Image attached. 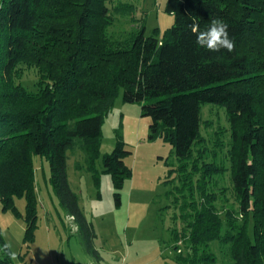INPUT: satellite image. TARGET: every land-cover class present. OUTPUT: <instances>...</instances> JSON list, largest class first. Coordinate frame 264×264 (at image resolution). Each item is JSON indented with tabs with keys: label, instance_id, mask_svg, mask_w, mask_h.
<instances>
[{
	"label": "trees",
	"instance_id": "trees-1",
	"mask_svg": "<svg viewBox=\"0 0 264 264\" xmlns=\"http://www.w3.org/2000/svg\"><path fill=\"white\" fill-rule=\"evenodd\" d=\"M111 0H0V200L3 210L24 217V243H33L39 221L34 157H45L50 183L97 261L96 233L72 190L68 152L81 149L95 185L102 127L119 92L125 103L142 102L151 118L150 139L170 143L180 164V205L186 221V264H213L211 242L230 243L235 264H264V0H166L173 25L146 35L143 26L129 40L114 41ZM228 24L235 49L210 52L198 47L193 21L205 30L211 19ZM35 68L37 91L20 79ZM226 109L231 136V177L239 203L238 224L230 209L227 230L207 182L218 170L194 155L202 143L201 107ZM131 154L121 138L104 154L116 206L130 178ZM199 174L200 177L194 180ZM199 193L200 199H197ZM25 198L24 216L15 200ZM175 241L180 234L174 232ZM0 243L5 244L0 226ZM178 248L177 246L175 247ZM7 257V256H6ZM0 264H11L8 257Z\"/></svg>",
	"mask_w": 264,
	"mask_h": 264
},
{
	"label": "rangeland",
	"instance_id": "rangeland-1",
	"mask_svg": "<svg viewBox=\"0 0 264 264\" xmlns=\"http://www.w3.org/2000/svg\"><path fill=\"white\" fill-rule=\"evenodd\" d=\"M107 4L111 19L107 34L116 42L129 40L143 26L146 35H151L154 30L162 32L174 23V16L165 11L166 0H111ZM0 44H3L1 36ZM20 82L28 90L37 91L35 68H24ZM122 96L121 90L104 117L101 156L95 163L98 186L86 164L85 153L79 148L68 152L69 182L86 219L94 227L93 246L102 257L100 264H124V257L126 264H186L178 258L190 251L183 235L186 221L180 205L188 192L178 189L180 161L170 143L160 137L150 139L152 120L142 114L143 103H125ZM201 118L202 143L195 148L194 155H203L205 162L218 168L206 187L207 192H214L225 232L226 212L230 209L237 223L242 224L231 177L230 123L226 109L212 103L202 104ZM119 138L131 151L124 161L132 174L121 190L122 203L118 207L112 177L103 171L102 157L112 152ZM34 162L39 221L35 240L29 247L23 241L24 217L3 210L0 200L3 240L11 242L17 252L15 261L8 260L11 264H99L87 250L85 239L77 233L72 218L59 205L49 180L48 160L35 156ZM199 177L197 174L194 180ZM196 197L200 199L199 193ZM15 205L24 216L25 198L16 199ZM175 231L180 234L178 241L174 238ZM230 248V243L221 240L211 242L213 264H235ZM1 258H7L2 251Z\"/></svg>",
	"mask_w": 264,
	"mask_h": 264
},
{
	"label": "clouds",
	"instance_id": "clouds-1",
	"mask_svg": "<svg viewBox=\"0 0 264 264\" xmlns=\"http://www.w3.org/2000/svg\"><path fill=\"white\" fill-rule=\"evenodd\" d=\"M191 31L196 36V44L198 47L207 51L216 53L222 49L232 52L235 49V41L230 38L228 31V24L222 19L213 18L209 26L205 30H200L196 21L191 24ZM0 251L11 260L17 259V252L13 250L11 242L6 241Z\"/></svg>",
	"mask_w": 264,
	"mask_h": 264
},
{
	"label": "crops",
	"instance_id": "crops-1",
	"mask_svg": "<svg viewBox=\"0 0 264 264\" xmlns=\"http://www.w3.org/2000/svg\"><path fill=\"white\" fill-rule=\"evenodd\" d=\"M68 179H69V178H68ZM101 259H102V257H101ZM126 260H127L126 257H124V258L122 259V261L124 262V264H126ZM100 262H101V261H97V263H99V264H100Z\"/></svg>",
	"mask_w": 264,
	"mask_h": 264
},
{
	"label": "built area",
	"instance_id": "built-area-1",
	"mask_svg": "<svg viewBox=\"0 0 264 264\" xmlns=\"http://www.w3.org/2000/svg\"><path fill=\"white\" fill-rule=\"evenodd\" d=\"M72 218V217H71Z\"/></svg>",
	"mask_w": 264,
	"mask_h": 264
}]
</instances>
